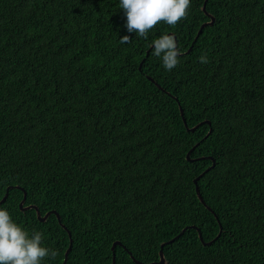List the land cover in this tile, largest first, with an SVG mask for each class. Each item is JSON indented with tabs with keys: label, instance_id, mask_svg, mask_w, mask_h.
<instances>
[{
	"label": "trees",
	"instance_id": "trees-1",
	"mask_svg": "<svg viewBox=\"0 0 264 264\" xmlns=\"http://www.w3.org/2000/svg\"><path fill=\"white\" fill-rule=\"evenodd\" d=\"M204 2L122 43L119 0H0V207L56 251L42 264L71 239L67 264H162L182 232L163 264H264V0H208L187 52ZM170 32L167 71L147 51ZM208 157L198 184L223 231L204 245L191 226L221 228L194 182ZM18 185L71 236L22 210Z\"/></svg>",
	"mask_w": 264,
	"mask_h": 264
},
{
	"label": "clouds",
	"instance_id": "clouds-1",
	"mask_svg": "<svg viewBox=\"0 0 264 264\" xmlns=\"http://www.w3.org/2000/svg\"><path fill=\"white\" fill-rule=\"evenodd\" d=\"M191 2L192 0H119L120 8L125 14L124 28L128 33L121 37V42L131 40L132 33L147 37L149 31L161 21L175 26L187 16ZM153 43L154 55L161 60L163 68L173 70L180 63L179 57L182 55L176 38L165 33ZM199 59L201 63H207L206 56L202 55ZM42 240V233L34 232L30 235L13 219L7 208L0 207V264H42L45 257H55L56 251L43 246Z\"/></svg>",
	"mask_w": 264,
	"mask_h": 264
},
{
	"label": "water",
	"instance_id": "water-1",
	"mask_svg": "<svg viewBox=\"0 0 264 264\" xmlns=\"http://www.w3.org/2000/svg\"><path fill=\"white\" fill-rule=\"evenodd\" d=\"M207 2H208V0H205V2H204V4H203V7H202V8H203V10L205 11V13L210 17V20L204 22V23L201 25V28H200V30H199L197 36L195 37L192 46L187 50V52H190V50L192 49V47H193L195 41H196L197 38L199 37V35H200L201 31L203 30V28H205V27L208 26V25H213L214 22H215V20H216L215 15H213L212 13H210V12L207 11V8H206V6H207ZM168 34H172L174 37H176V35H175L173 32H172V33L170 32V33H168ZM176 41H177V40H176ZM177 45H178V42H177ZM153 47H154V44H152V46L150 47V49L147 51V56L149 55L150 50H151ZM144 61H145V59H143L142 62L140 63V66H139L140 69H142V65H143V62H144ZM150 79L153 80L151 77H150ZM153 81H154V80H153ZM154 82H155V81H154ZM155 83H156V82H155ZM156 84H157V83H156ZM157 85H158V84H157ZM158 86H159V85H158ZM159 87H160V86H159ZM176 99H177V98H176ZM180 109H181L182 117H183V119H184V121H185V124H186V119H185V117H184V110H183V108L181 107V105H180ZM203 123L211 124V121H210V120H205V121L199 123L198 125L192 127L191 130L194 131L199 125H201V124H203ZM211 132H212V129H210V131L208 132V134L211 133ZM198 144H199V142L196 144V146H197ZM192 149H194V148H192ZM192 149L187 153V159H188L189 161H194V160H197V159L204 158V156H202V157H199V158H196V159H192V158H191ZM208 158L212 159V161H213L212 165H211L210 167H208L206 170H204L199 176H197V177L195 178L194 182H195V184H196V191H197V195H198L199 199H200L201 202L206 206L207 209H209L212 213L215 214V216L218 218V221H219V223H220L221 228H220V232H219V234L217 235V237H216L214 240L209 241V242H206V241L204 240V238H203V235H202V232L200 231V229L197 228L196 226H191V227L196 228V229L198 230V232H199V237H200V239H201V241L203 242L204 245L212 244L213 241H215V240L221 235V233H222V231H223V227H222V224H221V221H220L218 215L216 214V212H215V211H214V210H213V209L207 204V202L205 201V199H204V197H203V195H202V193H201L200 186H199V184H198L199 179H200L205 173H207L210 169L214 168L215 165H216V160H215L213 157H208ZM15 187L24 190V189H23L22 187H20L19 185H18V186H15ZM11 188H12V186H9V187L7 188V192H6L5 196L2 198V200L0 201V204L3 203V202H5V200H6L7 197H8L9 190H10ZM26 199H27V192L24 190V197H23V199H22L21 202H20V208H21L22 210L26 211V210H29V209H31V208L35 209L36 212H37V216H38L39 220L42 221V222L46 221V220L48 219V217H49L51 214H56V216H57V218H58L60 224H61V225H62V226L68 231L69 235L71 236V232H70V230H69V229H68V228L62 223L60 213H58L56 210H51V211H48L45 215H42V213H41V211H40V208H39L37 205L30 204V205H27V206H26V205H25ZM183 231H185V230H183ZM182 234H183V232L180 233L178 236L174 237L173 239H171V240H169V241H167V242H165V243L162 244V248H161V250H160V262H159V263H162V264H163V263L166 262L165 255H164V251H163V247H164V245H165L166 243H171V242H173V241L176 240L178 237H180ZM117 244L121 245L122 243H121V241H116V242L113 244V247H112L113 252H114L115 247H116ZM71 248H72V239H71L70 246H69V248L67 249L66 254H65L64 264H67V260H68V256H69V252H70ZM125 249H126V248H125ZM129 254H130L131 257L135 260V262H137L138 264H144L143 262H141V261H139L138 259H136V258L134 257V255L132 254V252L129 251ZM112 263H113V264H116V253H115V252H114L113 262H112ZM146 264H158V262H151V263H146Z\"/></svg>",
	"mask_w": 264,
	"mask_h": 264
}]
</instances>
